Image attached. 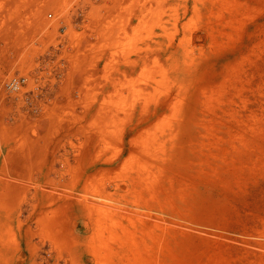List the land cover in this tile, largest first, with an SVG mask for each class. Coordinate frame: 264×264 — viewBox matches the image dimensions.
<instances>
[{
	"label": "rangeland",
	"instance_id": "rangeland-1",
	"mask_svg": "<svg viewBox=\"0 0 264 264\" xmlns=\"http://www.w3.org/2000/svg\"><path fill=\"white\" fill-rule=\"evenodd\" d=\"M0 264H264V0H0Z\"/></svg>",
	"mask_w": 264,
	"mask_h": 264
},
{
	"label": "built area",
	"instance_id": "built-area-1",
	"mask_svg": "<svg viewBox=\"0 0 264 264\" xmlns=\"http://www.w3.org/2000/svg\"><path fill=\"white\" fill-rule=\"evenodd\" d=\"M24 81L25 79L22 77H14L6 83L5 87L8 91L15 92L20 90Z\"/></svg>",
	"mask_w": 264,
	"mask_h": 264
}]
</instances>
